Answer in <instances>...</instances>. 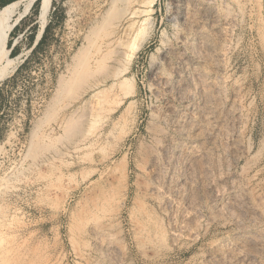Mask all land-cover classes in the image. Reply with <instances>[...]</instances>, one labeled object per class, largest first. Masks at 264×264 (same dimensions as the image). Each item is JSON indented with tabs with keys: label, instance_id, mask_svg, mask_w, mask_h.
<instances>
[{
	"label": "rangeland",
	"instance_id": "1",
	"mask_svg": "<svg viewBox=\"0 0 264 264\" xmlns=\"http://www.w3.org/2000/svg\"><path fill=\"white\" fill-rule=\"evenodd\" d=\"M150 1L51 0L33 54L41 0H27L3 33L0 63L19 57L0 84V249L15 264H264V0H214L235 21L209 32L210 58L182 20L203 0ZM131 25L145 33L127 65ZM123 78L128 98L110 94ZM107 189L114 260L80 221Z\"/></svg>",
	"mask_w": 264,
	"mask_h": 264
},
{
	"label": "bare ground",
	"instance_id": "2",
	"mask_svg": "<svg viewBox=\"0 0 264 264\" xmlns=\"http://www.w3.org/2000/svg\"><path fill=\"white\" fill-rule=\"evenodd\" d=\"M24 1H27V0H21V1H18L16 4L7 5L6 7L3 8V10L0 13V51H1V47H2V45L4 43L3 33L8 32L9 30H11V28H12L11 22H12L13 16L16 14V11H17L18 6L21 4V2H24ZM28 1L30 3H29V5H28V7L26 9H28L36 0H28ZM194 1L195 0H189V2H194ZM153 3H154V0H151L150 3H149L150 5L149 4L148 5L149 6H152ZM214 3H215L214 0H203V2L201 3V5L199 6V8H200L199 11L196 12V10H194V9L188 10L185 13V15H183V19H182L183 20V25H186L188 28L191 27V29H193L194 27H196V28H198L200 30L199 31V34H200L199 36H200L201 51H202L203 55H205L206 57H209V58L212 57V55L214 56L215 55V52H216L215 49H214V46H213V43H214L213 42V39L211 38V35H209V32H212L215 36H219L220 34H222V32H221V29L222 28L220 29V26H219L221 21L224 22L225 25H232L234 23V21H235V14L231 10H228V8L225 7V5H223V6L220 5L218 7H214ZM50 4H51V0H41V8H40V20H41V27L40 28L41 29H40V33L38 35V40L40 39V37L42 35V32H43V29L46 26L47 16H48ZM221 12L224 15L223 18H222L223 15L222 16L220 15ZM137 13H139V12H137ZM207 23H209V24H207ZM146 26H148V24ZM143 28L145 30V27H143ZM139 31L140 32H137L136 31L135 25H131V26H129L126 29V32H124L125 33V44H129L132 41L130 43V45H129V54H126L125 55L126 64L127 65H129L131 63V60H132V57H133L135 51L139 48V45L141 44V43H139V40L141 39L139 37V34H141L143 36V33H145V31L142 30V27H141V30H139ZM214 35L212 37H214ZM137 37L139 38V40L137 39ZM136 41L138 43H136ZM122 45L124 46V43L123 42H122ZM84 50H85V53H86L87 52V49L85 48ZM86 56H87V53H86ZM18 58L8 59L4 63H0V84H2L4 81H6L8 78H10L14 74V72H15V70L17 68ZM122 72H124V71H122ZM165 74L166 73L160 74L161 76L158 78L159 84L164 85V86L168 84V79H167V77H166ZM115 77L116 78L117 77H120V71L117 74H115ZM132 85H133V81L131 80V78L130 79L129 78H123V80H121V82L119 84H116V85L112 86L109 90L111 92V89L113 90V88H119V90L121 91V93L124 94V97L125 98H128V97H130V96H132L134 94V91L131 90L132 89ZM181 88L184 90L183 87H181ZM105 92L106 93H109L107 91H100V92H97L95 95H93V98H95L98 102H100V101L103 100L102 94L105 93ZM110 94H112V92ZM202 94H204V92ZM103 96H104V99L107 98V97H105L106 95L103 94ZM204 99H205L206 104H208V102H209L208 101L209 95H205L204 96ZM105 101H107V100H105ZM75 130H77V132H78V129H75ZM194 130H197V128L194 127ZM202 130H203V128H202ZM71 131H73V130H71ZM80 131H81V129H80ZM77 132L75 131V133H77ZM223 135L226 136L225 133H222V136ZM194 157H197L198 158V155H195ZM194 157H190V158H194ZM152 173H153L154 176H158L155 167L153 168ZM229 179L230 178H228L227 180H229ZM247 179H248V177H247ZM109 190H108V194H107V192L106 193H103V194L100 193L101 195L99 194V196H97V197L94 198V206L93 207H94L95 212L94 211H86V213L84 214V216H82V219L80 221H82V224H84V223H86V225L87 224H91V232L94 235V238H95V241H96L95 243L98 245V247L100 248V250H102V252L104 251V253L107 256L106 258L109 257L112 260L114 258V256L116 255V246H115L114 242L111 241V239H113V237L111 236L109 225H107V227H106L105 226V223L103 225V222H102V220L104 218L105 219L106 218H109V213H110V211H112L111 210V204H112V202L114 201V198H115V196L111 194L113 191L110 192V194H111L110 195L109 194ZM103 192H104V190H103ZM153 192L156 193V194H159V195H165L166 191H165L164 184H162L161 182H157L156 186L153 189ZM198 212H200V211H198ZM240 225H242V224H240ZM244 226H245V224H244ZM242 229H244V228H242ZM12 254H13L12 253V250H10L8 248L0 249V264H15L14 261H12V260H14L13 259L14 258L13 255L14 254L13 255ZM29 261L27 262L28 264L30 263Z\"/></svg>",
	"mask_w": 264,
	"mask_h": 264
},
{
	"label": "trees",
	"instance_id": "3",
	"mask_svg": "<svg viewBox=\"0 0 264 264\" xmlns=\"http://www.w3.org/2000/svg\"><path fill=\"white\" fill-rule=\"evenodd\" d=\"M17 1H20V0H0V10H2L7 5L14 3V2H17ZM47 29H48V27H47ZM47 29H46V31H47ZM45 38H46V35L44 34L42 39L38 43V45L34 48L33 54L36 53L42 47V45L44 44Z\"/></svg>",
	"mask_w": 264,
	"mask_h": 264
},
{
	"label": "water",
	"instance_id": "4",
	"mask_svg": "<svg viewBox=\"0 0 264 264\" xmlns=\"http://www.w3.org/2000/svg\"><path fill=\"white\" fill-rule=\"evenodd\" d=\"M40 38H41V37H40ZM39 40H40V39H39ZM39 40H37V42H36L35 46L38 44Z\"/></svg>",
	"mask_w": 264,
	"mask_h": 264
}]
</instances>
